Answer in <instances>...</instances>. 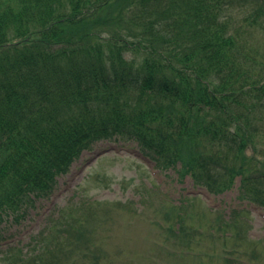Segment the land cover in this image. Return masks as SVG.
I'll return each mask as SVG.
<instances>
[{
  "label": "trees",
  "instance_id": "16d2710c",
  "mask_svg": "<svg viewBox=\"0 0 264 264\" xmlns=\"http://www.w3.org/2000/svg\"><path fill=\"white\" fill-rule=\"evenodd\" d=\"M262 136L264 0H0V224L105 139L260 205ZM66 228L21 264H98L88 220Z\"/></svg>",
  "mask_w": 264,
  "mask_h": 264
},
{
  "label": "rangeland",
  "instance_id": "374dc122",
  "mask_svg": "<svg viewBox=\"0 0 264 264\" xmlns=\"http://www.w3.org/2000/svg\"><path fill=\"white\" fill-rule=\"evenodd\" d=\"M237 178L212 194L189 176L155 167L135 141H100L58 177L50 197L18 222L0 224V264L54 260L42 248L80 219L94 228L98 264H264V202L246 199ZM254 187L264 195V183ZM178 211L186 228L177 238L168 225L177 226Z\"/></svg>",
  "mask_w": 264,
  "mask_h": 264
}]
</instances>
